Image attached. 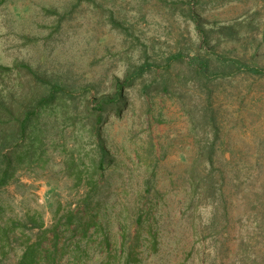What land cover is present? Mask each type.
I'll return each instance as SVG.
<instances>
[{
  "label": "rangeland",
  "instance_id": "1",
  "mask_svg": "<svg viewBox=\"0 0 264 264\" xmlns=\"http://www.w3.org/2000/svg\"><path fill=\"white\" fill-rule=\"evenodd\" d=\"M188 6L189 0H0V63H28L82 96L84 107L96 105L102 95H113L129 69L151 65L125 88L127 106H122H126L123 113L109 108L99 124V139L120 160L105 197L108 216L102 217L109 222L113 244L119 238L115 234L120 209L136 205L138 197L146 209L154 204L151 220L157 230L158 250L144 246L141 264H200L199 246L188 221L191 212H185L183 206L188 184L184 180L186 159L195 152L192 120L177 94L143 88L161 78L164 64L173 53L181 51L188 59L198 51L205 52L196 24L182 13ZM199 8L204 27L222 39L220 44L211 42L210 47L215 45L219 52L234 49V55L255 59L264 67V0L210 1ZM113 16L123 26L113 27ZM228 24L238 25L240 41L225 42L226 37L220 36V28ZM181 68L183 65L173 61L168 69L175 75ZM175 81L182 91L178 76ZM225 89L219 95V103L226 110L221 157L216 165L230 161L248 166L249 179L240 186L236 201L243 202L244 191L252 192V204L262 211L264 204L255 197L264 188V76H239ZM192 100L199 103L197 98ZM82 130L86 138L98 139L90 137L89 130ZM232 150L237 151L236 157ZM49 153L54 156L49 166L38 163L22 168L1 190L7 214L33 215L48 224L57 209L63 211L70 201L75 205L78 181L60 170L59 152L51 148ZM154 170L152 190L146 192L145 182ZM198 205L200 214L207 218L210 205ZM243 211L237 204L231 209L232 215ZM147 237L148 228L142 238L148 242ZM254 243L264 258V230L255 232ZM13 254L18 258L21 249ZM100 256L94 247L85 258L90 264H101Z\"/></svg>",
  "mask_w": 264,
  "mask_h": 264
},
{
  "label": "trees",
  "instance_id": "2",
  "mask_svg": "<svg viewBox=\"0 0 264 264\" xmlns=\"http://www.w3.org/2000/svg\"><path fill=\"white\" fill-rule=\"evenodd\" d=\"M210 1L225 0H189V6L182 9L185 17L196 24L205 52L198 51L188 59L181 51L173 53L164 64L161 78L143 88L147 92L177 94L192 120L195 152L186 159L184 180L188 184L183 206L185 212H191L188 221L199 246L196 250L200 264H264L254 243L255 232L264 230V210L252 204V192L244 191L243 202L236 201L237 192L242 191L240 186L249 179V167L230 161L220 167L216 165L221 157L226 110L219 103V95L239 76L263 77L264 67L255 59L249 61L245 56L234 55V49L219 52L215 45L210 47L211 42L222 43V39L212 36L214 30L204 27L201 19L199 6ZM111 23L113 27L123 26L114 16ZM219 32L221 37H226L225 42L240 41L237 24L224 25ZM173 61L183 65L175 75L168 69ZM150 66L147 63L129 69L127 78L117 83L113 95H102L96 105L84 107L82 96L68 89L65 83L38 73L28 63H0V192L12 182L18 170L38 163L49 166L54 157L49 153L51 148L61 156L59 164L64 175L78 181L75 205L70 201L63 211L57 209L48 224L33 215L7 214L0 195V264H90L87 258L94 247L100 251L101 264H141L144 246L154 252L158 250L157 230L151 220L154 204L146 209L140 197L136 205L117 212L115 235L119 238L113 244L109 222L103 218L108 216L105 197L120 160L99 139V124L106 111L110 108L119 115L123 113L127 106L125 88L134 84ZM176 76L182 81V91L178 90ZM192 98H197L199 103H194ZM82 129L98 139L86 138ZM236 153L232 150L233 157ZM152 157L155 162L158 160L154 152ZM154 176L155 170L145 182L146 192L152 190ZM256 195L257 201L264 204L263 187ZM198 202L210 205L207 218L200 214ZM236 204L244 211L232 215L231 209ZM127 210L125 219L121 220L120 215ZM147 228L148 242L142 238ZM18 248L21 254L15 258L13 252Z\"/></svg>",
  "mask_w": 264,
  "mask_h": 264
}]
</instances>
